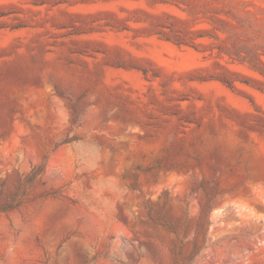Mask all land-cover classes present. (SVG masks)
<instances>
[{
    "label": "rangeland",
    "instance_id": "rangeland-1",
    "mask_svg": "<svg viewBox=\"0 0 264 264\" xmlns=\"http://www.w3.org/2000/svg\"><path fill=\"white\" fill-rule=\"evenodd\" d=\"M8 204L0 264H264V0H0Z\"/></svg>",
    "mask_w": 264,
    "mask_h": 264
},
{
    "label": "trees",
    "instance_id": "trees-1",
    "mask_svg": "<svg viewBox=\"0 0 264 264\" xmlns=\"http://www.w3.org/2000/svg\"><path fill=\"white\" fill-rule=\"evenodd\" d=\"M257 57H255V55L251 56L250 58L245 59V61H248L249 64L253 67H255V63H256ZM45 167L43 165H34L31 169V171L27 174L26 177L32 179V180H37L41 181V174L44 172ZM206 207V205L202 206V210H204ZM12 208V205H5L3 207H0V211H5ZM171 228H173L171 226ZM202 245H200L199 241H195L193 243V247L190 251V253L186 256L183 257L179 260V264H188L189 261H191L193 259V257L199 252V250L201 249ZM182 255V253H180Z\"/></svg>",
    "mask_w": 264,
    "mask_h": 264
}]
</instances>
